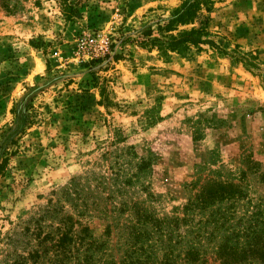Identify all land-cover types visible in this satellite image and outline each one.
<instances>
[{"label": "rangeland", "instance_id": "1", "mask_svg": "<svg viewBox=\"0 0 264 264\" xmlns=\"http://www.w3.org/2000/svg\"><path fill=\"white\" fill-rule=\"evenodd\" d=\"M182 1L0 0V263L33 248L30 220L72 179L97 205L82 220L106 242L96 264H118L136 213L182 217L201 187L241 192L219 205L232 204L230 225L264 205V0H221L206 28L260 71L205 47L168 63L145 48L144 31L156 37ZM186 217L179 231L201 214Z\"/></svg>", "mask_w": 264, "mask_h": 264}, {"label": "trees", "instance_id": "2", "mask_svg": "<svg viewBox=\"0 0 264 264\" xmlns=\"http://www.w3.org/2000/svg\"><path fill=\"white\" fill-rule=\"evenodd\" d=\"M220 1L183 0L168 17L156 22V37H151V29L144 31L145 48L154 49L158 57L168 63L170 54L188 59L205 47L210 52L229 55L234 63H241L245 69L260 71L256 56L238 50L228 54L206 30L209 14ZM100 97L107 106L109 101L103 90H100ZM1 168L2 164L0 170ZM75 185V179H72L58 194L53 192L55 199L53 202L48 201L50 206L43 213L46 218L39 216L38 219L30 220L35 226L33 234L31 233L35 242L33 248L26 253L8 251L0 264L100 262L93 255L102 251L106 242L93 237L87 221L82 222L90 216V209L97 205L88 204L86 197L76 192ZM234 194L239 196L241 192L225 184L205 186L200 188L193 201L187 200L181 207L182 217L173 215L168 219H155L136 213L135 223L127 227V238L121 244L123 251L118 264H208V261L211 264H264V205H249L251 211L244 217L241 225H230L231 213L227 210L233 208L232 204L228 205L229 209L222 211L219 205L232 200ZM233 202L232 200L230 203ZM64 205L68 206L70 213L64 210ZM213 205L217 206L204 216V212ZM194 211H198L201 217L189 229L179 231L181 225L185 227L192 222L186 216ZM47 218L49 224L44 227L42 224ZM209 226L206 245L214 242L210 251L207 250L208 247L202 248L200 243L205 229ZM109 228L110 226H106L103 232L106 240L109 237ZM23 230L24 233L28 231L27 227ZM154 251L161 252L158 260L152 258ZM108 258L102 264H115Z\"/></svg>", "mask_w": 264, "mask_h": 264}]
</instances>
